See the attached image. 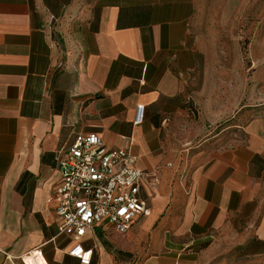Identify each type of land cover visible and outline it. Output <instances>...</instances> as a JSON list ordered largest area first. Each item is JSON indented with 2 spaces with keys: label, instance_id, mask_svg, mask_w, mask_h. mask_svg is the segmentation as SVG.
<instances>
[{
  "label": "crops",
  "instance_id": "obj_1",
  "mask_svg": "<svg viewBox=\"0 0 264 264\" xmlns=\"http://www.w3.org/2000/svg\"><path fill=\"white\" fill-rule=\"evenodd\" d=\"M263 13L264 0H0V264L40 246L48 264H81L55 188L82 133L147 175L149 214L88 231L91 264L264 258V41L247 88L240 33ZM230 116L243 126L227 142Z\"/></svg>",
  "mask_w": 264,
  "mask_h": 264
},
{
  "label": "built area",
  "instance_id": "obj_2",
  "mask_svg": "<svg viewBox=\"0 0 264 264\" xmlns=\"http://www.w3.org/2000/svg\"><path fill=\"white\" fill-rule=\"evenodd\" d=\"M61 169L62 180L55 188V213L62 219L59 232L73 241L68 254L91 264L93 249L82 243L88 231L110 225L125 234L149 214L142 195L147 175L130 151L108 148L96 133L76 136ZM21 259L24 264H48L41 246Z\"/></svg>",
  "mask_w": 264,
  "mask_h": 264
},
{
  "label": "rangeland",
  "instance_id": "obj_3",
  "mask_svg": "<svg viewBox=\"0 0 264 264\" xmlns=\"http://www.w3.org/2000/svg\"><path fill=\"white\" fill-rule=\"evenodd\" d=\"M251 22L252 20L248 21L247 18L244 19L243 26L240 29L242 36L241 63L245 68L244 82L247 88L253 86V71L250 70L253 64L251 56L252 42L256 38L255 36H260L261 41H264V13L259 20L255 21L254 26H252ZM258 23L260 24L259 29L256 27ZM261 47V57L258 61L260 62L261 69H264V48L263 45H261ZM260 83L262 84L261 88H263L264 74L260 77ZM257 95V101L264 102V90L258 92ZM242 126V123L237 118L230 116L228 120L222 124V127H220L219 130L226 131L227 142H230L235 139L236 134L241 131ZM189 264H264V258L247 257L238 250L225 252L218 248L216 251L203 250L197 252Z\"/></svg>",
  "mask_w": 264,
  "mask_h": 264
}]
</instances>
